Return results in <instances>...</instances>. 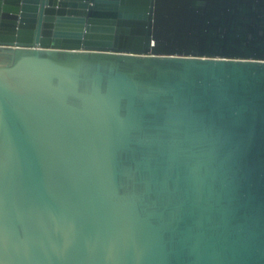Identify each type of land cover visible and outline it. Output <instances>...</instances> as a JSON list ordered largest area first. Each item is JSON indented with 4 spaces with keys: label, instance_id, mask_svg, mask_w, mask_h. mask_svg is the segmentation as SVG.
<instances>
[{
    "label": "water",
    "instance_id": "95a60500",
    "mask_svg": "<svg viewBox=\"0 0 264 264\" xmlns=\"http://www.w3.org/2000/svg\"><path fill=\"white\" fill-rule=\"evenodd\" d=\"M0 264H264V0H0Z\"/></svg>",
    "mask_w": 264,
    "mask_h": 264
}]
</instances>
